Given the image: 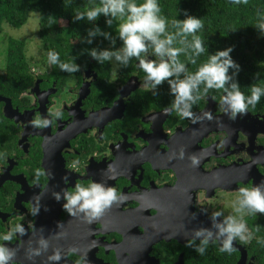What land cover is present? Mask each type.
I'll list each match as a JSON object with an SVG mask.
<instances>
[{"label":"flooded vegetation","instance_id":"obj_1","mask_svg":"<svg viewBox=\"0 0 264 264\" xmlns=\"http://www.w3.org/2000/svg\"><path fill=\"white\" fill-rule=\"evenodd\" d=\"M121 60L112 56L113 71L99 82L94 59L63 78L43 59L18 96L2 91L0 68V96L12 103L10 118L0 100L9 131L0 143L5 264H196L195 245L208 254L223 248L229 220L244 225L231 234L235 264H259L253 245L264 212L245 204L241 189L264 194V94L249 103L251 90L233 116L235 83L228 79L227 91L200 83L177 107L175 91L152 96L156 82L140 60L126 76ZM93 183L120 199L91 219L78 205L64 207L77 184Z\"/></svg>","mask_w":264,"mask_h":264},{"label":"trees","instance_id":"obj_2","mask_svg":"<svg viewBox=\"0 0 264 264\" xmlns=\"http://www.w3.org/2000/svg\"><path fill=\"white\" fill-rule=\"evenodd\" d=\"M135 2L141 4L144 0ZM100 3L101 0H0V33L5 25L21 28L27 23L30 14L37 12L40 15L39 36L43 49L47 53L54 51L59 54L58 62L52 63L54 75L63 78L79 73L81 67H88L91 59H94V68L102 76L99 82H105L104 77H109L114 68L111 58L116 56L101 59L100 54L108 51L122 57L120 68L126 76L137 67L136 62L140 58L135 55L126 57L124 39L118 30V25L123 21L111 13H99L95 19H89L86 15L77 17V13L99 6ZM157 3L160 8L157 16L165 21V31L157 34V39L165 40L170 34L174 36L173 43L165 47L181 49L176 60L184 64V70L173 72L156 83L153 97H164L165 92L173 91L174 82L187 80L210 56L229 48V57L233 61L227 70L229 81L243 89L245 96H250L254 86L261 89L260 96L264 94V0H247L246 3L244 0L239 3L233 0H157ZM189 17L201 20L203 26L194 34L185 35L177 22ZM193 35L200 37L204 48L199 56H194L191 47ZM144 43L147 47L141 52V57L144 58L145 52L156 53L153 41L145 39ZM27 46L25 38L10 40L7 78L1 88L6 94L18 96L32 82L29 69L33 64L28 58ZM164 54L167 55L166 52ZM190 57L196 60L195 64L190 62ZM62 63L75 67L62 68ZM169 64L174 67L172 58ZM0 116L3 120H0L1 143L9 131L6 118L1 113ZM262 228L264 230V226ZM260 236L253 245V252L259 257V264H264V232ZM200 249L196 244L194 252L199 254L196 264L236 262L233 257L237 254L235 249L223 252L210 250L209 254L205 250L201 253Z\"/></svg>","mask_w":264,"mask_h":264},{"label":"clouds","instance_id":"obj_3","mask_svg":"<svg viewBox=\"0 0 264 264\" xmlns=\"http://www.w3.org/2000/svg\"><path fill=\"white\" fill-rule=\"evenodd\" d=\"M234 3H239L240 0H233ZM246 3L247 0H244ZM160 11L157 0H144L143 3L137 4L135 0H101L99 6L87 9L85 12L77 13V17L87 16L89 19H95L99 13H111L113 17L120 18L123 22L118 25L120 36L124 39L125 53L127 56L135 55L140 58V67L149 75L150 79H154L156 83H160L163 79L171 76L173 72H179L184 70V64L179 63L176 60L181 49L168 47L165 45H171L173 43L174 36L168 35L165 40H158L157 34L165 31V21L157 16ZM111 23V21H108ZM181 28V32L185 35L194 34L196 30L202 28V21L196 18L189 17L183 22H177ZM145 39L153 41L155 44V52L167 55L172 58V64L174 67H170L168 62L161 60L159 63L154 61H147L141 57V52L146 50ZM191 47L194 49V56H199L204 48L199 36H192ZM231 49H225L219 51L216 55L210 56L206 62L198 67L195 73H193L187 80H179L173 83V91L178 94L177 107L180 101L186 99H192V89L196 87L199 82H204L205 91L208 88L225 89V82L229 79L227 70L233 61L229 57ZM58 53L49 51L48 59L52 63L58 62ZM93 55H96L93 52ZM111 55H116L117 59H121L118 53H109L105 51L100 54L101 59H108ZM125 57V58H126ZM223 58V59H221ZM190 62L195 64L196 60L190 57ZM62 68H74L69 64H61ZM113 79H115V73H113ZM232 91L229 92L227 99L229 100L233 109V116L236 112H243L245 105L244 95L236 88V85H232ZM261 89L254 87L252 89V96L249 98V103L255 102L259 99ZM183 115H191L188 112H184ZM36 123H40L39 120ZM182 155V153H181ZM193 165L199 163L196 157H192ZM38 174L43 175L39 170ZM242 194L245 197L244 203L252 206L254 209L264 212V194L258 189H241ZM68 203L64 205L66 209L71 211V206L78 205L82 211H87L89 218L100 216L106 208H108L113 201L120 199V196L116 188L111 187L108 189L103 188L99 184H91L88 188H85L79 184L76 186L74 193L69 194ZM82 201V203H80ZM19 227V226H17ZM244 228L243 224H236L234 221L229 220L227 227L222 228L221 231H226L230 235L228 240L224 242L221 252L231 249V234H240ZM22 230V229H21ZM4 239H8L7 236ZM205 244L207 241L204 242ZM201 253L203 249H200ZM8 256L3 249H0V264H5ZM53 259H59V256L53 257ZM79 264V262H77Z\"/></svg>","mask_w":264,"mask_h":264},{"label":"rangeland","instance_id":"obj_4","mask_svg":"<svg viewBox=\"0 0 264 264\" xmlns=\"http://www.w3.org/2000/svg\"><path fill=\"white\" fill-rule=\"evenodd\" d=\"M40 30V15L37 12H32L25 25L21 28H12L9 25L4 26V30L0 33V68L7 66V54L9 43L12 38L27 39V55L33 66L46 67L43 64V59L49 61L48 53L43 49V44L39 36Z\"/></svg>","mask_w":264,"mask_h":264},{"label":"water","instance_id":"obj_5","mask_svg":"<svg viewBox=\"0 0 264 264\" xmlns=\"http://www.w3.org/2000/svg\"><path fill=\"white\" fill-rule=\"evenodd\" d=\"M4 100V101H6L7 102V105H6V115L8 116V117H10L11 118V109H12V103H11V100L10 99H7V98H5V97H2V96H0V100Z\"/></svg>","mask_w":264,"mask_h":264}]
</instances>
